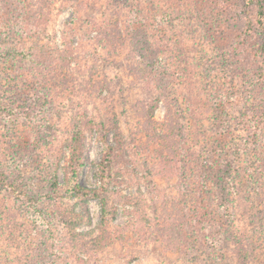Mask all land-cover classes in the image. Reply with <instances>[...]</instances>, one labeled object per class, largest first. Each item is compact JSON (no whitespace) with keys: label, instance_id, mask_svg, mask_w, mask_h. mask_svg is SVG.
Returning <instances> with one entry per match:
<instances>
[{"label":"rangeland","instance_id":"rangeland-1","mask_svg":"<svg viewBox=\"0 0 264 264\" xmlns=\"http://www.w3.org/2000/svg\"><path fill=\"white\" fill-rule=\"evenodd\" d=\"M138 3L149 8L152 48L126 25ZM195 3L0 0V104L11 110L0 116V168L16 186L0 187V264H210L184 253L202 206L195 173L207 158L212 172L231 162L236 223L219 237V264H239L240 235L243 264H264V123L249 121L264 111V90L246 66L256 38L233 32L216 45L203 22L234 1ZM234 42L245 44L233 58L241 66L223 70ZM148 71L159 77L153 89L141 80ZM109 119L103 183L105 144L84 129ZM78 129L75 181L67 142Z\"/></svg>","mask_w":264,"mask_h":264},{"label":"trees","instance_id":"trees-1","mask_svg":"<svg viewBox=\"0 0 264 264\" xmlns=\"http://www.w3.org/2000/svg\"><path fill=\"white\" fill-rule=\"evenodd\" d=\"M211 1L213 0H196L195 6L197 4L203 5V3L210 4ZM232 1H234L235 5L233 11L231 10L228 12L227 10H224L222 12H216L213 15H209L208 19L204 20L203 23L207 27V32L209 33L210 39H213L216 45H220L223 42L222 36H228L234 33H238L240 38L242 35L247 36V38H256V49L253 52H249L248 59H246V66L250 68L252 77H260V83L263 85L264 90V0ZM190 3L191 0H189V4ZM136 6L138 7L136 13L131 16V21L130 18L126 20V25L128 28L129 26H137L134 30V34H131V36L137 39L140 38L142 40L141 45L143 47L152 48L153 43L148 37V34H150L151 30L153 29L151 25L152 18L148 14L149 8L145 10L143 9L142 12V5L138 3ZM191 11L193 10L191 9ZM25 21L26 20L23 18L22 24ZM70 37L72 38V36ZM244 48L245 44L244 46L236 45L235 42L234 44L228 45L226 51H224L223 48V59H221L223 65L222 69H235L236 67L241 66L240 63L235 62L233 58L234 53L243 51ZM224 52H227V55H225ZM158 55L159 53H157L155 57L157 58ZM153 66L155 65H145V67L150 69L153 68ZM160 68L165 70L163 67ZM55 74L56 72L53 74L51 73V78L48 80H55ZM156 74L157 72L152 73L151 71H148L146 74L141 76V80L147 85V87L153 89L159 84V77ZM58 75L59 74L57 73L56 76ZM57 80H60V78ZM262 106L264 109V102ZM10 111L11 110H9L4 104H0V116L9 115ZM256 112L257 118H251V120H249L251 122V126H254L255 124L259 126L264 123V111L256 109ZM90 125V127H85L84 130L91 131L93 128H95L97 130L99 140H101L106 147L103 159L100 163L99 172V179L104 183V181L106 182L109 179L110 172H106V170L109 169L111 165L114 150L113 147L108 145L106 142L105 135L108 131H110V128L116 129V125L113 119H109L106 123H104L102 120H99L97 122L91 123ZM107 125H110V128ZM83 135L84 131L82 132V129H78L77 131L74 130L70 140L67 142V146L70 149L69 175L72 180L75 181L78 179L79 172L84 164V148L82 145ZM253 137V141H257L255 138L256 135ZM207 159L201 162V166L197 167L198 170L195 173V179L197 183L196 189L198 191V195L200 196L202 206L197 214L196 221L192 223V226H190L191 229L189 231L192 233V243L190 242L185 245L186 251H184V253L186 257L190 255V260L192 261L201 257H205L207 261L210 262V264H219L220 261L223 260V257L218 255L217 251L221 242V238L219 237L222 236L226 231L227 234H230V229L233 228L234 223H236L232 211V205L229 200L226 199V197H229L233 187L232 181L230 180V177H228L231 169V162H228L222 173L218 169H216V172H212V166L207 165L210 159ZM53 185L55 186L54 181ZM0 187L9 189L10 193H15L16 191L15 184L6 178L5 172L1 168ZM72 190H74L73 194L76 196L83 195L85 197L86 193H88L87 190H84L82 187H78L76 185ZM93 194L94 196L98 195L95 191ZM234 229L235 231L238 230L235 226ZM242 237L244 236L240 235V237L236 239V241H238L236 244L240 245V250H237L233 258V260L239 264H243V261L247 259V255L244 252H241L243 251L241 246L244 244ZM185 240H187L186 236ZM230 264H233V262H230Z\"/></svg>","mask_w":264,"mask_h":264}]
</instances>
